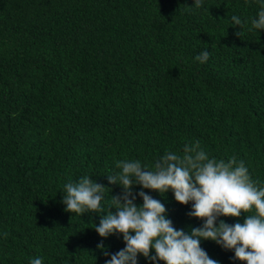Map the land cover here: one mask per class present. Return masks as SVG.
Segmentation results:
<instances>
[{"label": "trees", "instance_id": "1", "mask_svg": "<svg viewBox=\"0 0 264 264\" xmlns=\"http://www.w3.org/2000/svg\"><path fill=\"white\" fill-rule=\"evenodd\" d=\"M262 3L0 0V264H105L99 243L124 248L121 235L95 231L100 214L62 203L63 186L89 176L107 187V210L122 193L107 179L119 160L151 170L198 141L210 158L243 160L264 187V30L251 26ZM143 190L176 229L202 226L172 191ZM201 247L220 264H243L214 241Z\"/></svg>", "mask_w": 264, "mask_h": 264}, {"label": "clouds", "instance_id": "2", "mask_svg": "<svg viewBox=\"0 0 264 264\" xmlns=\"http://www.w3.org/2000/svg\"><path fill=\"white\" fill-rule=\"evenodd\" d=\"M202 6L203 0H194L195 8ZM231 21L240 28L245 23L236 15ZM251 26L264 30V3ZM209 56L205 50L195 59L203 64ZM115 166L119 171L107 175V179L119 185L122 193L111 195L107 210L102 206L107 187L92 177L82 176L63 186L66 212L82 216L98 213L101 219L94 229L100 237H123L125 247L116 253L108 252L102 242L97 245L106 257L110 256L105 264H139L141 255L152 264H220L201 247V240L233 250V259L243 264H264V187L252 179L243 160L237 161L234 156L227 161L210 158L197 141L185 144L179 153L167 151L151 170L134 159L119 160ZM136 186L142 190L135 192ZM143 189L161 195L172 191L178 203L191 204L188 215L201 220L202 226L188 232L176 229L167 218L165 205ZM137 197L142 198V204H137ZM242 214L243 223L229 224L220 219L240 218ZM31 264L43 262L36 257Z\"/></svg>", "mask_w": 264, "mask_h": 264}]
</instances>
